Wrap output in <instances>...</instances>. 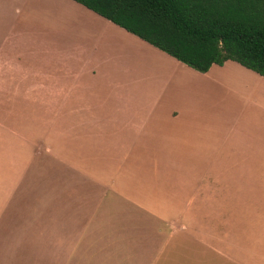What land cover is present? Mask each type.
<instances>
[{
  "label": "crops",
  "instance_id": "1",
  "mask_svg": "<svg viewBox=\"0 0 264 264\" xmlns=\"http://www.w3.org/2000/svg\"><path fill=\"white\" fill-rule=\"evenodd\" d=\"M264 264V77L199 73L74 0H0V264Z\"/></svg>",
  "mask_w": 264,
  "mask_h": 264
},
{
  "label": "trees",
  "instance_id": "2",
  "mask_svg": "<svg viewBox=\"0 0 264 264\" xmlns=\"http://www.w3.org/2000/svg\"><path fill=\"white\" fill-rule=\"evenodd\" d=\"M199 73L234 61L264 77V0H74Z\"/></svg>",
  "mask_w": 264,
  "mask_h": 264
},
{
  "label": "rangeland",
  "instance_id": "3",
  "mask_svg": "<svg viewBox=\"0 0 264 264\" xmlns=\"http://www.w3.org/2000/svg\"><path fill=\"white\" fill-rule=\"evenodd\" d=\"M184 262H182L181 264H183ZM138 264H151V263H138ZM152 264H178L177 261H176V257H174L173 255L170 256L169 260H168V257L166 258V261L165 262H162L161 263H152ZM185 264H194L193 262L191 263H185Z\"/></svg>",
  "mask_w": 264,
  "mask_h": 264
}]
</instances>
